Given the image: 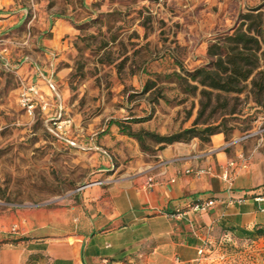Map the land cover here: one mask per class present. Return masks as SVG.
<instances>
[{"label":"rangeland","instance_id":"rangeland-1","mask_svg":"<svg viewBox=\"0 0 264 264\" xmlns=\"http://www.w3.org/2000/svg\"><path fill=\"white\" fill-rule=\"evenodd\" d=\"M255 7L264 11V0H0V212L69 206L100 174L105 153L130 161L136 140L112 122L160 136L195 123L199 131L216 126L228 140L259 135L264 108L250 82L240 95L220 94L198 118L200 96L169 77L205 66L209 45ZM32 85L48 102L45 112L38 102L32 114L22 106ZM135 144L146 154L161 146ZM219 248L226 252L210 264H264L257 244Z\"/></svg>","mask_w":264,"mask_h":264},{"label":"crops","instance_id":"crops-1","mask_svg":"<svg viewBox=\"0 0 264 264\" xmlns=\"http://www.w3.org/2000/svg\"><path fill=\"white\" fill-rule=\"evenodd\" d=\"M133 143L130 161L105 156L100 174L69 206H6L0 264H210L226 252L223 242L264 247L257 235L264 233V133L229 140L216 134L150 154Z\"/></svg>","mask_w":264,"mask_h":264},{"label":"trees","instance_id":"trees-1","mask_svg":"<svg viewBox=\"0 0 264 264\" xmlns=\"http://www.w3.org/2000/svg\"><path fill=\"white\" fill-rule=\"evenodd\" d=\"M239 21L231 34L209 45L207 56L210 60L205 66L193 71L181 68L182 74L169 76L176 79L184 93L200 96L198 118L213 108L212 103L218 102L220 94H242L247 82L251 83L254 102L264 108V11L261 7L248 9L240 15ZM229 113L235 114V110ZM142 121L146 120H131L132 123ZM112 123L120 128L121 133L135 139L142 150L147 148L146 139L163 147L173 143H189L195 138L207 143L211 136L221 133L211 125L199 131L195 123L175 134L160 136L144 130L133 132L130 126ZM257 235L264 237L263 232L258 231Z\"/></svg>","mask_w":264,"mask_h":264},{"label":"built area","instance_id":"built-area-1","mask_svg":"<svg viewBox=\"0 0 264 264\" xmlns=\"http://www.w3.org/2000/svg\"><path fill=\"white\" fill-rule=\"evenodd\" d=\"M39 76L41 77V79H43L47 86L50 88L51 91L55 92V88H54V85L52 84L51 81L47 80L43 74H39ZM35 102H38V104L40 105V110L42 112H45L46 109H47V105H48V102L44 99L41 98L40 96V89L39 87H37L36 85H32V86H29L28 88L25 89V91L21 94V103H22V106L25 107L28 111L29 114H32L33 111H34V104ZM62 107L61 105L58 106L56 112H58V118L57 119H60L61 116H62ZM63 124L66 126V125H70V121L68 120H65L63 122ZM264 132V129H262L261 133L262 134ZM251 136V135H249ZM249 136H246L245 138H242V139H246L248 138ZM73 145V144H72ZM105 156H108L106 153L104 154ZM229 166H233V163L231 162L229 164ZM246 166H244L245 168ZM205 171L204 170H187L186 171V174H192L194 175L195 177H200L202 174H204ZM104 183V182H102ZM98 184H101V182H99ZM87 185V184H86ZM146 188H152L153 187V179L150 177L148 178L147 180V183H146ZM255 201L257 202H262L263 201V198H255ZM239 202H242V200H240ZM213 205V202H208L205 206L201 205V204H195L193 206V209L194 210H202L204 209L205 207L207 206H211ZM8 206H11V205H8ZM31 207V205H28ZM12 232H16V226H14L12 229H11Z\"/></svg>","mask_w":264,"mask_h":264}]
</instances>
